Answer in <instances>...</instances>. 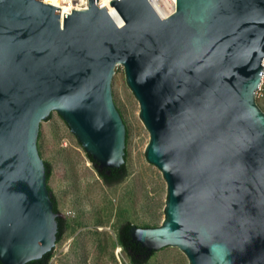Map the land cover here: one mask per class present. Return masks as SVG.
Wrapping results in <instances>:
<instances>
[{
    "label": "water",
    "instance_id": "95a60500",
    "mask_svg": "<svg viewBox=\"0 0 264 264\" xmlns=\"http://www.w3.org/2000/svg\"><path fill=\"white\" fill-rule=\"evenodd\" d=\"M99 0L62 16L42 0H0V262L40 260L58 214L38 148L57 112L101 169L126 160L112 95L123 66L150 135L146 159L167 185L165 219L132 226L148 252L189 264H264V0Z\"/></svg>",
    "mask_w": 264,
    "mask_h": 264
},
{
    "label": "rangeland",
    "instance_id": "374dc122",
    "mask_svg": "<svg viewBox=\"0 0 264 264\" xmlns=\"http://www.w3.org/2000/svg\"><path fill=\"white\" fill-rule=\"evenodd\" d=\"M114 102L127 129V177L107 185L64 119L52 112L41 123L38 148L51 163L47 182L57 201L65 232L56 242L49 264H131L119 246L117 232L127 221L156 227L165 219L167 185L161 171L146 159L149 132L140 118V105L126 83L123 66L111 82ZM264 110V98L256 99ZM147 264H189L177 247L158 250Z\"/></svg>",
    "mask_w": 264,
    "mask_h": 264
},
{
    "label": "trees",
    "instance_id": "16d2710c",
    "mask_svg": "<svg viewBox=\"0 0 264 264\" xmlns=\"http://www.w3.org/2000/svg\"><path fill=\"white\" fill-rule=\"evenodd\" d=\"M51 115L46 119L48 120ZM88 157L92 163L95 164L96 169L103 179L105 184L107 185H115L121 183L128 175V169L126 163L123 164L120 168H104L101 169L99 165L93 160V158L88 154ZM46 167V175H47V182L49 181L52 175V165L51 163L44 161ZM49 189V186H48ZM51 194V199L54 203V211L58 214L59 209L57 205V201L55 196L51 193V189H49ZM58 222V232H57V241L61 239L65 232V221L61 217H57ZM133 225L130 222H123L120 227L118 228L117 232V240L119 246L125 251L127 254L131 264H147L150 258L154 255L155 252H148L147 249L143 248L139 243L133 241L130 235V229ZM53 256V251L46 253L40 260L30 261L26 264H49L51 258ZM0 264H2L0 262Z\"/></svg>",
    "mask_w": 264,
    "mask_h": 264
},
{
    "label": "built area",
    "instance_id": "2783aa9c",
    "mask_svg": "<svg viewBox=\"0 0 264 264\" xmlns=\"http://www.w3.org/2000/svg\"><path fill=\"white\" fill-rule=\"evenodd\" d=\"M42 1L45 2V0H42ZM53 1L55 2V4H53V3H50V4L57 6L58 8H60V10H61L62 6H72L69 13H71L72 10L87 9L88 4H89V0H53ZM149 1H150L152 8L157 13V15L162 19H165L166 17L170 16L172 13H174V11L176 9V0H149ZM46 3H48V2H46ZM97 4L100 8L106 7L105 4L103 2H101L100 0H99V2H97ZM108 11L110 12L109 9H108ZM114 12L115 13L110 12V14L116 20V18L114 17V14H116L117 16H118V14H117L116 10ZM262 66H264V59L262 61ZM254 95H255L256 99H263L264 98V73H263V76H262L261 81L259 83L258 89L254 92Z\"/></svg>",
    "mask_w": 264,
    "mask_h": 264
},
{
    "label": "bare ground",
    "instance_id": "6f19581e",
    "mask_svg": "<svg viewBox=\"0 0 264 264\" xmlns=\"http://www.w3.org/2000/svg\"><path fill=\"white\" fill-rule=\"evenodd\" d=\"M100 1L105 4V6L110 10L111 13H115L114 12L115 11L114 7H112L111 4H110V2L113 1V0H100ZM45 2L55 4V2L53 0H45ZM71 8H72V6H62L61 7L62 15L64 16V14L69 13ZM114 17L119 22V24H122V21L118 18V16L116 14H114Z\"/></svg>",
    "mask_w": 264,
    "mask_h": 264
}]
</instances>
